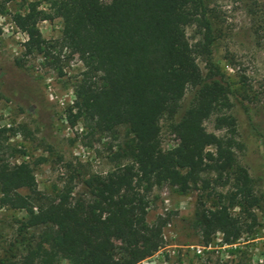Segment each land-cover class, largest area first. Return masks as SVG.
<instances>
[{"label": "trees", "instance_id": "1", "mask_svg": "<svg viewBox=\"0 0 264 264\" xmlns=\"http://www.w3.org/2000/svg\"><path fill=\"white\" fill-rule=\"evenodd\" d=\"M14 0H0V14ZM26 2L11 22L25 34L24 55H36L61 74L60 53L76 56L82 69L72 84L73 100L66 109L70 127L81 125V139L113 135L124 128V139L110 152L113 168L81 180L86 194L70 198V182L47 196L36 189L29 164H11L0 153V207L22 211L19 231L39 228L32 245L0 264H139L163 246L166 219L145 220L150 191L166 184L175 192L208 188L205 172L216 174L225 188L216 203L198 198L190 227L203 246L216 234L223 245L236 243L255 225L253 194L246 171L236 163L231 139L203 128V122L229 106V86L211 62L212 21L204 0H43ZM61 22L60 35L44 40L39 21ZM194 25L201 37L197 55L205 62L202 75L185 37ZM187 88L193 103L170 130L176 144L162 150L159 121L174 120ZM233 129L230 116L215 118V129ZM12 128L0 127V148ZM215 182V181H214ZM209 196V195H208Z\"/></svg>", "mask_w": 264, "mask_h": 264}, {"label": "rangeland", "instance_id": "2", "mask_svg": "<svg viewBox=\"0 0 264 264\" xmlns=\"http://www.w3.org/2000/svg\"><path fill=\"white\" fill-rule=\"evenodd\" d=\"M14 0L0 14V127L12 128L7 144L14 152L0 153L11 164L25 162L33 171L35 186L47 196L70 182L73 187L67 200L86 194L81 180L90 175H104L113 168L110 152L124 139L125 129L113 135L81 139V125L70 127L66 109L73 100L72 84L82 66L76 56L60 53L61 74L48 67L36 55H24L25 34L11 22V15L22 12L26 2ZM210 13L213 41L211 62L218 68L221 81L229 86V106L220 107L216 115L203 122L206 132L232 140L234 159L247 173L258 205L253 209L255 225L236 243L223 245L220 235L203 246L198 233L190 227L198 198L205 206L216 203V193H224L216 182V174L203 173L208 188L175 192L162 184L148 195L145 220L152 223L157 216L166 219L162 228L163 246L139 264H264V0H204ZM44 40L59 37L61 22L39 21L36 25ZM194 60L202 75L205 62L197 55L201 33L194 25L184 29ZM194 94L187 88L174 120L162 116L159 141L162 150L176 144L170 130L182 113L193 103ZM224 115L233 120V129H215V118ZM215 181V182H214ZM209 195V196H208ZM22 211L0 207V259L18 257L32 245L39 228L20 232ZM55 264H67L58 260Z\"/></svg>", "mask_w": 264, "mask_h": 264}]
</instances>
